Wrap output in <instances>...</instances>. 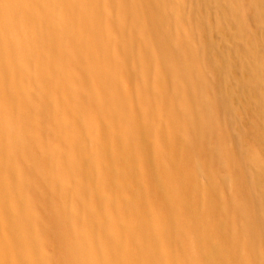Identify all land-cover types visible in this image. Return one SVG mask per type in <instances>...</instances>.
Wrapping results in <instances>:
<instances>
[{
	"label": "bare ground",
	"instance_id": "obj_1",
	"mask_svg": "<svg viewBox=\"0 0 264 264\" xmlns=\"http://www.w3.org/2000/svg\"><path fill=\"white\" fill-rule=\"evenodd\" d=\"M0 264H264V0H0Z\"/></svg>",
	"mask_w": 264,
	"mask_h": 264
},
{
	"label": "rangeland",
	"instance_id": "obj_2",
	"mask_svg": "<svg viewBox=\"0 0 264 264\" xmlns=\"http://www.w3.org/2000/svg\"><path fill=\"white\" fill-rule=\"evenodd\" d=\"M47 250L49 251V248L47 247Z\"/></svg>",
	"mask_w": 264,
	"mask_h": 264
}]
</instances>
